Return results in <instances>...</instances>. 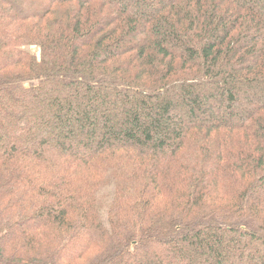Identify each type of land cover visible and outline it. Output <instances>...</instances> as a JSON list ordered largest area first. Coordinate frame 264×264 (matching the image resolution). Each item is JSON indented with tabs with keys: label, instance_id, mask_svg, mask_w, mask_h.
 Instances as JSON below:
<instances>
[{
	"label": "trees",
	"instance_id": "trees-1",
	"mask_svg": "<svg viewBox=\"0 0 264 264\" xmlns=\"http://www.w3.org/2000/svg\"><path fill=\"white\" fill-rule=\"evenodd\" d=\"M0 264H264V0H0Z\"/></svg>",
	"mask_w": 264,
	"mask_h": 264
},
{
	"label": "rangeland",
	"instance_id": "rangeland-1",
	"mask_svg": "<svg viewBox=\"0 0 264 264\" xmlns=\"http://www.w3.org/2000/svg\"><path fill=\"white\" fill-rule=\"evenodd\" d=\"M31 51H32V53L35 54L38 58L40 57V51H39L38 48L33 47V48L31 49Z\"/></svg>",
	"mask_w": 264,
	"mask_h": 264
}]
</instances>
